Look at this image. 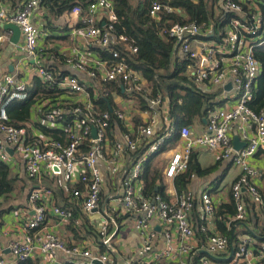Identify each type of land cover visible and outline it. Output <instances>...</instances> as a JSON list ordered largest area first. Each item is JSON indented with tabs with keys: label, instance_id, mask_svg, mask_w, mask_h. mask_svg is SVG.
<instances>
[{
	"label": "built area",
	"instance_id": "2783aa9c",
	"mask_svg": "<svg viewBox=\"0 0 264 264\" xmlns=\"http://www.w3.org/2000/svg\"><path fill=\"white\" fill-rule=\"evenodd\" d=\"M40 1L27 0L11 14H8L4 8L0 9V23H12L18 26L22 35L19 49L32 59H35L39 52V30L32 23L31 16ZM217 5L222 11L233 13L235 16L226 21L222 31L216 32L211 22L202 24L189 22L174 24L164 33L175 40L181 57L191 62L188 73L194 81L209 88H225L230 83L227 100H233V103L227 108L209 111L206 127L201 134L194 135L188 126L180 128L178 136L183 147L169 160L165 175L168 178H175L187 172L192 151L198 147L209 150L221 159L231 160L233 165L240 169V175L231 186L235 213L226 222L229 228L233 223L247 220V202L261 205L264 210V193H261L254 183L258 171L250 163L257 151L264 152V112L256 113L250 108L261 74V65L255 57V50L264 45V0L239 2L217 0ZM161 11L171 12L173 8L161 1H155L148 13L151 18H156ZM98 13L106 15V21L101 27L94 25ZM72 14L80 16L83 23L73 35L79 37L86 46L109 49V58L96 67L88 66L85 57L80 55L63 59L66 63L74 65L76 70L85 72L92 84L74 76L56 78L43 66L36 68V78L51 95L43 100L39 99L35 110L46 129L55 128L56 123L63 125L60 130L64 135L63 140L39 132L32 118L18 124L10 122L7 107L29 98L28 84L14 75H6L0 85V161L9 164L10 155L7 150L11 149L12 154L23 159L25 173L32 180L27 201L33 214L23 224L27 231L38 229L47 221L46 201L51 198V191L38 183V179L43 175L47 174L52 178H61L67 183H73L79 164L83 165L77 180L86 187L82 209L87 213L92 212L98 209L102 184L98 163L105 161L108 172L115 175L116 161L120 154L125 151L135 153L146 147L151 153L156 152L165 137L173 131L167 115V119L164 120L165 126L161 128L164 134L158 135L155 141L151 140L155 119L140 128L135 137L127 133L122 142H116L115 138L110 141L109 138L114 136L113 124L116 120L124 121L126 115L116 109L97 113L88 89L97 96L99 94L97 85L116 84V81H119L126 86L130 94L145 93L146 90L141 86L136 73L128 68L121 51L110 48L116 44L113 26L117 22L112 3L109 0H89L84 10L79 6L73 7ZM8 38L9 33L0 32V44L6 42ZM117 38V43H122L120 45L125 46L126 50L131 53L137 52L136 47L127 44L125 37L119 35ZM103 94H107L105 88ZM64 95H82L84 98L79 102H68L61 99ZM164 101L166 102V99L157 95L150 100V107L156 109L157 113L159 112L157 109L163 107ZM166 104L165 108H168V103ZM232 128L236 129L245 147L238 150L233 147L230 134ZM106 142L112 145L108 155L104 151ZM145 155L146 153L141 154L140 157L132 160L131 168L124 177L123 211L125 214L143 216L136 222V228L142 231H147L149 221L153 218L159 219L164 225H173L183 241L181 252L189 253L191 247L188 243L194 236V228L189 220L194 203L192 195L181 193L174 203H167L158 194L151 198L139 197L136 183L140 182ZM72 195L79 197L80 192L73 190ZM200 199L201 220L205 222L214 216L215 207L207 193H203ZM51 212L62 219L71 217L68 211L55 206ZM102 230L104 234L105 227ZM201 231L207 236L206 250L215 260L213 262L205 258L196 264H214L220 258V254L228 253L229 237L224 234H212L205 226L201 227ZM166 238L169 239L167 233ZM108 241L106 239L104 243ZM250 243L248 239L242 240L232 257L227 261L224 260L222 264H264V246H261L258 255L254 256L248 249ZM32 248V240L29 237L25 238L24 243H13L9 250L14 261L0 259V264H23L29 259ZM149 249V245L146 244L140 253ZM40 250L45 256L44 264L52 263L57 251L86 257L89 264H114L106 255L96 256L79 246L68 249L50 231L43 232ZM253 259H255L254 263H252Z\"/></svg>",
	"mask_w": 264,
	"mask_h": 264
},
{
	"label": "crops",
	"instance_id": "0c3cea01",
	"mask_svg": "<svg viewBox=\"0 0 264 264\" xmlns=\"http://www.w3.org/2000/svg\"><path fill=\"white\" fill-rule=\"evenodd\" d=\"M25 1L27 0H0V9L4 8L8 14H11L17 11ZM88 2L89 0H83L82 3L84 5L78 6L84 10ZM31 21L39 30V52L35 59L27 57V55L20 51L19 46L22 43L21 33L19 38L13 42L12 31L5 30L3 28L5 23H0V32L9 33L8 40L0 44V85L3 77L6 75H14L17 79L27 83L29 97L35 101L30 109V118L35 120L34 122L39 132L47 133L54 138L63 140L64 135L60 131L63 125L56 123L54 125L55 128L46 129L40 120L41 117L37 115L35 110L39 99L43 100L51 95L46 91L48 94L42 93L45 87L39 83L35 76L36 68L43 66L51 72L53 70L56 78L74 76L92 84V81L88 79L85 72L76 70L74 65L66 63L63 59L75 58L80 55L85 57V62L88 66L96 67L102 61L109 58V49L86 46L79 37L73 35V32L81 28L83 23L80 16L72 14V10L67 15L53 19L48 16V13L39 4L31 16ZM105 21V13H98L95 17L94 25L101 27ZM215 30L218 32L217 29ZM175 44V50H177V54L181 57L178 53L177 43L175 42ZM126 51L128 50L124 46L123 52ZM121 54L127 63L126 56L122 52ZM188 64L189 70L191 62L188 61ZM130 70L135 72L132 69ZM135 73L140 79L141 86L145 88V93L130 94L122 82L116 81V84L113 83L117 86V89L118 87L120 89L116 93L110 92V95L113 97L114 108L124 113L126 119L124 121L116 120V123L113 124L114 136L109 138L110 141L115 138L116 142H122L124 135L127 133L131 137H135L139 129L143 127L142 125L146 126L154 119V134L151 140L155 141L159 137L158 135L164 134L161 128L165 126L164 120L167 119L168 108L165 107L168 102L167 100L166 102L164 101L163 107L157 109L159 112L156 113V109L150 107V100L154 98L151 97L150 85L141 74ZM36 82L43 87V90H38ZM227 85L225 88L207 87L209 90L218 92L219 94L217 99L219 105L214 107V110L227 108L232 105L233 100H227L228 90H230V88H227ZM97 88L99 93L97 96L93 95L90 89H88L95 111L97 107L94 101L102 95H109L106 88L107 94H103V86L97 85ZM137 94L139 95L136 96ZM83 98L82 95H64L61 97L62 100L68 102H79ZM140 98L146 103L145 108L141 105ZM110 111H112L111 107L109 108ZM203 119H206V117L188 126L194 135L201 134L204 131L206 122ZM173 132L171 131L170 134L168 133L169 135L167 134L168 137H165L158 151L151 153L146 147L139 153V157L141 154L146 153V159L142 166L140 182L136 183V191L139 197L145 198L143 191L146 183L142 179V175L145 174V169L147 168L149 178H152L154 175L157 176L155 191L159 189L160 192L164 193L166 197V200H164L167 203H174L181 193H190L192 195L194 203L189 220L194 228V236L188 243L191 247L189 253L181 252L180 248L183 245V241L173 225H164L159 219L153 218L149 221L147 231H142L136 228V222L142 219L143 216L124 213L122 183L132 165L133 159L129 155L131 152L125 151L123 154H120L116 161L117 172L115 175L108 172L105 161L98 163L102 174L99 204L97 210L89 213L82 209L86 187L77 181L83 170V165L79 164L73 183H67L61 178H52L47 174L43 175L38 179V183L51 191V198L46 201V206L48 207L47 221L38 229L31 231L25 230L23 224L33 214L27 201L32 180L25 173L23 159L19 158L16 154L8 152L10 155L8 166L12 175L17 179V189L8 199L4 200V198H1L0 202V259L13 262L14 258L10 253L9 247L16 242L24 243L25 238L29 237L32 240L33 251L29 259L23 264H44L45 256L40 250V243L43 232L50 231L68 249L79 246L82 249L90 251L93 255H106L114 264H196L205 258L214 262L215 258L211 257L206 250L207 236L202 233V226H205L212 234L227 235V232L231 230L230 236L227 235L230 240V249L227 254H220V258L214 264H222L224 260L227 261V259L232 257L235 252L233 239L237 241V246L242 240H250L251 243L248 244L249 251L254 256L258 255V250L261 246H264V210L261 205L259 206L249 201L247 220L242 223H234L235 226L233 228L232 224L229 228L226 225L230 216L223 215L225 218L223 222L224 226H219L221 219L216 217L219 210L225 212L226 206L231 203V186L239 177L240 169L234 166L231 160L221 159L205 148H195L192 151L190 160L192 166L198 168L200 173L192 170L190 174L192 173L193 176L188 177V184L181 192H178L175 186V178H168L165 175V169L169 160L176 153H179L183 147L179 136L176 142L173 141ZM230 134L232 139L235 136H239L235 128L231 129ZM111 147L112 145L109 142L104 144L106 155L111 151ZM250 163L258 171V177L254 183L258 190L264 193V152L261 150L257 151L250 160ZM73 190H78L80 196L74 197L72 195ZM203 193H207L210 196L216 212L213 217L207 219L205 222L201 220L200 211V198ZM53 206L68 211L71 217L62 219L53 215L51 212ZM73 211H77L80 217L74 219ZM103 227H105L104 234H102ZM166 233L169 235V239L166 238ZM148 237L150 238L149 241ZM106 239L109 241L104 243ZM146 244L149 245L150 249L141 254L140 251ZM254 261L255 259L252 260V263ZM50 264H89V261L88 258L80 255L57 251L55 260Z\"/></svg>",
	"mask_w": 264,
	"mask_h": 264
},
{
	"label": "trees",
	"instance_id": "16d2710c",
	"mask_svg": "<svg viewBox=\"0 0 264 264\" xmlns=\"http://www.w3.org/2000/svg\"><path fill=\"white\" fill-rule=\"evenodd\" d=\"M112 3L113 11L117 17L114 24V34L116 44L110 46L124 53L130 69L141 74L147 81L151 89V97L160 95L168 102V118L171 121L173 129V141L178 139V130L182 126H191L195 121L207 117L209 111L218 106V92L209 90L204 85L198 84L188 73V61L180 57L175 50V41L165 35L174 24H185L195 22L196 24L211 22L217 31H222L226 21L235 17L233 13L222 11L217 0H196L190 2L187 0H160L163 4L173 8V11H161L156 18L149 16V9L156 0H109ZM239 2L240 0H233ZM83 0H42L40 7L43 8L50 18L58 19L69 14L72 8L78 5H84ZM247 9L246 6H244ZM49 19V18H48ZM48 23V22H47ZM122 35L127 39V44L137 48V52L131 54L129 51L123 52L122 43H117V37ZM105 55H107L105 53ZM108 56V55H107ZM255 57L261 65L262 74L258 79V84L254 92V99L250 108L256 112H264V45L255 50ZM53 74L55 73L52 70ZM55 75V74H54ZM38 90L43 87L37 83ZM108 96H100L96 101V111L106 112L111 107L114 110L113 97L110 92H119V87L113 83L106 84ZM43 90V94H48ZM45 92V93H44ZM33 93V91H32ZM137 94L136 96H138ZM141 105L145 108V102L140 98ZM35 103L31 97L24 102H15L7 107V114L10 122L18 124L30 119V109ZM138 121V120H136ZM144 126V125H142ZM141 151L129 153L132 159H136ZM199 169L193 167L191 160L188 164L187 172L175 177V186L178 192L188 184L190 172ZM145 169L142 179L146 183L143 191L145 198H151L154 195H160L166 200L164 193L155 191L157 176L149 178ZM17 189V179L12 175L7 164L0 161V196L4 200ZM22 190V189H21ZM247 205H250L247 202ZM73 216L79 218L80 214L73 211ZM235 213V206L232 201L226 206V211H218L216 217L221 221L219 226H224L225 218L223 215L232 216ZM73 219V218H72ZM224 219V220H223ZM236 224V223H235ZM233 223L232 228L235 226ZM231 230L227 232L230 236ZM234 251L237 248V241L233 239Z\"/></svg>",
	"mask_w": 264,
	"mask_h": 264
},
{
	"label": "water",
	"instance_id": "95a60500",
	"mask_svg": "<svg viewBox=\"0 0 264 264\" xmlns=\"http://www.w3.org/2000/svg\"><path fill=\"white\" fill-rule=\"evenodd\" d=\"M3 28L5 30L12 31V41L13 42H15L19 38L20 30H19L18 26H16L15 24L5 23V25H3ZM227 88H230V84L227 85ZM203 121L206 122V119H203ZM93 136H95V130L94 129H93ZM232 144H233V147L235 149H237V150L240 149V148L245 147V143L244 142H240V139L237 136L233 137ZM7 151L10 154H12V150L11 149H8Z\"/></svg>",
	"mask_w": 264,
	"mask_h": 264
}]
</instances>
